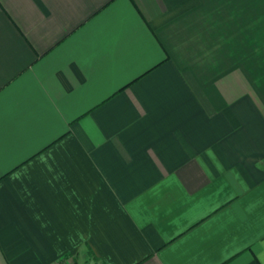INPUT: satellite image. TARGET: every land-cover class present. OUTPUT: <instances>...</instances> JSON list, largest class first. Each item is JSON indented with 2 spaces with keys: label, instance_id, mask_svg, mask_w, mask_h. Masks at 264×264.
Listing matches in <instances>:
<instances>
[{
  "label": "crops",
  "instance_id": "1",
  "mask_svg": "<svg viewBox=\"0 0 264 264\" xmlns=\"http://www.w3.org/2000/svg\"><path fill=\"white\" fill-rule=\"evenodd\" d=\"M264 264V0H0V264Z\"/></svg>",
  "mask_w": 264,
  "mask_h": 264
},
{
  "label": "built area",
  "instance_id": "2",
  "mask_svg": "<svg viewBox=\"0 0 264 264\" xmlns=\"http://www.w3.org/2000/svg\"><path fill=\"white\" fill-rule=\"evenodd\" d=\"M53 264H59L58 262H54Z\"/></svg>",
  "mask_w": 264,
  "mask_h": 264
}]
</instances>
